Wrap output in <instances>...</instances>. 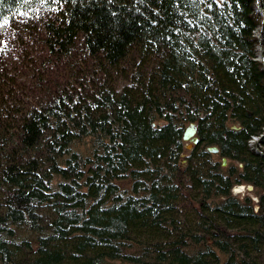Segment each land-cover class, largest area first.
<instances>
[{"label":"trees","instance_id":"obj_1","mask_svg":"<svg viewBox=\"0 0 264 264\" xmlns=\"http://www.w3.org/2000/svg\"><path fill=\"white\" fill-rule=\"evenodd\" d=\"M257 29L264 0H0V264H264Z\"/></svg>","mask_w":264,"mask_h":264},{"label":"water","instance_id":"obj_2","mask_svg":"<svg viewBox=\"0 0 264 264\" xmlns=\"http://www.w3.org/2000/svg\"><path fill=\"white\" fill-rule=\"evenodd\" d=\"M255 58L261 62V65H262V69H264V58L261 56L260 54V50L258 51L257 53V56H255ZM231 127L233 128H237V126H234V125H231ZM183 132H182V136H181V140H184L185 143H184V147L186 149H190L192 148V146L198 142V139H197V136H196V126H195V123L194 122H189L184 128H183ZM256 138V143L258 142V139L259 137H255ZM255 148V147H254ZM206 150H208L209 152H212V153H216L217 152V148L216 146L214 145H207ZM255 151L259 154H264L263 152H261L259 149L255 148ZM220 161H221V165H225L226 164V161H225V158L224 157H221L220 158ZM251 188L252 185L249 184V183H240V184H234L233 187L231 188L232 189V193H236V192H240L242 190H244L243 188ZM237 189H240V191H237ZM255 200H257L255 198Z\"/></svg>","mask_w":264,"mask_h":264},{"label":"rangeland","instance_id":"obj_3","mask_svg":"<svg viewBox=\"0 0 264 264\" xmlns=\"http://www.w3.org/2000/svg\"><path fill=\"white\" fill-rule=\"evenodd\" d=\"M254 34L257 35V39H258V45H257L258 46V50H260V54L264 58V37L262 35H260L261 34L260 33V29H258L257 31H255ZM257 53H258V51H256V54ZM255 137H257V136H253V138L250 141V144L253 145V142L256 141V138ZM226 163H227V161H226ZM243 189L244 190H242L240 192H236V193L237 194L238 193H240V194L244 193L245 192V188H243ZM249 191H250V194L253 196V199H255L256 197H255V195H253L254 193L251 190H249Z\"/></svg>","mask_w":264,"mask_h":264},{"label":"bare ground","instance_id":"obj_4","mask_svg":"<svg viewBox=\"0 0 264 264\" xmlns=\"http://www.w3.org/2000/svg\"><path fill=\"white\" fill-rule=\"evenodd\" d=\"M262 20H263V19H262ZM258 24H259V23H258ZM257 30H258V29H257ZM253 32H254V31H253ZM254 35H255V34H254ZM254 35H253V36H254ZM255 36H256V38H257V35H255ZM257 45H258V39H257V43H256V51H259ZM254 51H255V50H254ZM254 55H255V54H254ZM256 56H257V54H256ZM260 63H261V62H260ZM57 64H58V63H57ZM49 65H50V64H49ZM52 66H53V65H52ZM263 72H264V71H263ZM22 101H23V100H22ZM192 122H193V121H192ZM258 140H259V139H258ZM256 147H257V146H256ZM260 150H261V149H260ZM214 156H215V155H214ZM227 164H228V163H227ZM255 197H256V196H255ZM256 199H257V197H256Z\"/></svg>","mask_w":264,"mask_h":264},{"label":"snow or ice","instance_id":"obj_5","mask_svg":"<svg viewBox=\"0 0 264 264\" xmlns=\"http://www.w3.org/2000/svg\"><path fill=\"white\" fill-rule=\"evenodd\" d=\"M7 22H8V21L5 19V20H4V24H7ZM237 191H240V189H237Z\"/></svg>","mask_w":264,"mask_h":264}]
</instances>
